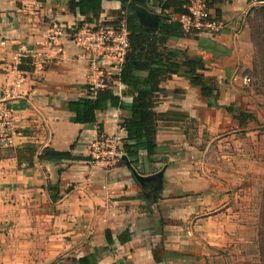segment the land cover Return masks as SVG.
Wrapping results in <instances>:
<instances>
[{"label":"crops","instance_id":"0c3cea01","mask_svg":"<svg viewBox=\"0 0 264 264\" xmlns=\"http://www.w3.org/2000/svg\"><path fill=\"white\" fill-rule=\"evenodd\" d=\"M71 1L78 0H0V106L10 105L15 118L14 144L0 146V264H259L258 219L247 186H240L250 183L253 148L260 146L257 158L263 155L258 96L246 80L254 49L250 22L264 0L209 8L224 26L216 36L168 40L170 51L205 63L220 107L210 106L183 73L163 82L158 151L151 158L142 153L136 168L128 157L130 167L124 159L111 167L93 163L99 131L120 138L123 148L122 123L130 113L110 106L96 113L94 124L75 122L72 106L89 98L90 76L72 42L64 41V55L43 69L24 72L14 63L18 54L54 56L47 40L54 24L109 23L122 9L104 1L97 15L85 17L72 13ZM164 1L147 0L143 7L163 18L158 31L179 21L162 14ZM143 64L141 76H147ZM114 88L122 102L132 103L133 88ZM216 146L224 150L210 152ZM47 149L73 159H42ZM161 172L157 195L135 176ZM126 232L131 240L121 243Z\"/></svg>","mask_w":264,"mask_h":264},{"label":"trees","instance_id":"16d2710c","mask_svg":"<svg viewBox=\"0 0 264 264\" xmlns=\"http://www.w3.org/2000/svg\"><path fill=\"white\" fill-rule=\"evenodd\" d=\"M104 1H117L121 4L122 9L119 17L106 25H116L122 18L123 12H127V25L129 31V40L131 50L126 57V61L121 72L120 83L126 87L134 89L133 101L131 104H125L118 95L115 94L113 85H109L103 90H99L96 97L89 95V98L74 103L72 110L76 113L75 120L78 124H94L96 122V113L103 112L109 107H120V109L128 111L130 117L126 118L122 123V128L127 132V138L123 142V156L128 157L132 165L136 168L140 165V157L142 153H146L149 158L154 157L158 151L157 133L158 122L161 117L156 112L161 102V96L165 94V90L161 88V84L174 76L182 73L189 79L192 86L200 88L202 95L208 100L209 105L220 107V91L214 80L207 79L204 75L206 65L203 61H198L187 56L186 53L170 51L167 47L168 40L172 37L186 38L188 36L196 37L199 33H186L177 20H170L171 17L188 15L189 0H166L161 3L162 14L168 17L160 30L153 34L141 30L138 20L131 7L133 0H78L69 3L72 13L79 12L82 16H87L93 12L94 15L102 9ZM230 0H210L209 8L222 4ZM140 7H146L147 0H135ZM123 11V12H122ZM256 19L264 21V7L255 11ZM219 21V12H216ZM88 18L74 28H81L88 23ZM259 38L256 35V29L252 26V39ZM262 53H264V46ZM181 56V58H179ZM137 63H146L147 67L144 71L147 76H141V72L137 69ZM19 69L24 72H32L34 68L31 66H20ZM255 76L259 78L263 76V80L259 81L264 86V64L262 67L256 66ZM232 113L233 108H226ZM241 117L246 120H255V117L245 113ZM42 159L47 160H70L73 159L70 153H60L53 150H45ZM30 165L33 162L30 161ZM51 191V190H49ZM55 197L54 201L59 200ZM258 253L259 264H264V191L262 194V205L260 207V215L258 216ZM111 239V237H110ZM131 240L129 232L124 233L120 237L121 243H127ZM83 263V262H82Z\"/></svg>","mask_w":264,"mask_h":264},{"label":"built area","instance_id":"2783aa9c","mask_svg":"<svg viewBox=\"0 0 264 264\" xmlns=\"http://www.w3.org/2000/svg\"><path fill=\"white\" fill-rule=\"evenodd\" d=\"M210 0H189L188 15L178 18L186 33H199L216 36L224 27L209 9ZM127 12L122 13V18L116 25L85 24L81 28H66L54 24L49 31L48 45L54 56L39 54L35 57H14L16 67L31 66L35 69H43L50 65L53 59L64 55V41H70L80 50V60L88 64L90 76L89 94L96 97L99 90L120 83L118 79L123 70L126 57L131 50L129 31L127 25ZM246 83H251L247 79ZM14 111L10 105L0 106V146H12L14 144ZM91 157L93 163H104L111 167L123 160L122 140L118 137H108L99 131V139L92 147Z\"/></svg>","mask_w":264,"mask_h":264},{"label":"rangeland","instance_id":"374dc122","mask_svg":"<svg viewBox=\"0 0 264 264\" xmlns=\"http://www.w3.org/2000/svg\"><path fill=\"white\" fill-rule=\"evenodd\" d=\"M257 18V17H256ZM254 19L250 22L251 27L253 26L256 29V35L259 37L255 40L252 39L253 41V45H254V49H253V56H252V68H251V85L253 86V88L255 89L258 99H254V105L256 107V110H254V114L258 115L261 114L262 115V121L263 124H259V126H262L261 129V134L264 135V86L260 85L258 82L263 80V76H261V78L258 79L255 76V71H256V66H260L262 67L264 64V53H262L263 50V46H264V21L263 20H257ZM220 150H224V149H218V147H213L211 149L210 152H221ZM254 150V156L255 159L253 160L254 162L252 163V173H251V178H250V183L247 182V184H244V182L242 181L241 186H240V190H244L245 186H247V201L251 202L252 205V212H253V217L256 219H258V216L260 215V207L262 205V194L264 191V147H263V155L259 158H257V156H259V152L260 150V146L257 147L256 149L253 148ZM258 159H262V162H260V160ZM256 160V161H255ZM248 165V164H247ZM247 169V174H248V166L246 167ZM250 185V186H248ZM250 187V192L248 191ZM243 193L238 195L241 196L244 194V191H242ZM244 197V196H243Z\"/></svg>","mask_w":264,"mask_h":264},{"label":"water","instance_id":"95a60500","mask_svg":"<svg viewBox=\"0 0 264 264\" xmlns=\"http://www.w3.org/2000/svg\"><path fill=\"white\" fill-rule=\"evenodd\" d=\"M132 9L135 12V15L137 16L139 27L143 31H147L150 33H156L160 27V24L163 20V18L157 14H153L149 12L147 9L143 7H139L135 0L132 1ZM145 66L143 63H137L136 67L137 69L141 70ZM128 166L130 167V163L127 159V157L123 158ZM163 172L149 176V177H143L138 174H136V178L138 182L145 188L150 189V192L152 195H157L161 190L163 186Z\"/></svg>","mask_w":264,"mask_h":264}]
</instances>
